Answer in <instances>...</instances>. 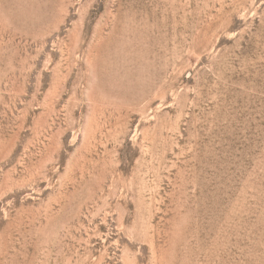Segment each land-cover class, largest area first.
<instances>
[{"label": "rangeland", "instance_id": "rangeland-1", "mask_svg": "<svg viewBox=\"0 0 264 264\" xmlns=\"http://www.w3.org/2000/svg\"><path fill=\"white\" fill-rule=\"evenodd\" d=\"M0 264H264V0H0Z\"/></svg>", "mask_w": 264, "mask_h": 264}]
</instances>
